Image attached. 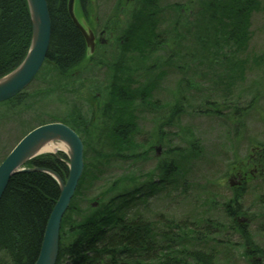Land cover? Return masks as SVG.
Wrapping results in <instances>:
<instances>
[{
  "label": "rangeland",
  "instance_id": "374dc122",
  "mask_svg": "<svg viewBox=\"0 0 264 264\" xmlns=\"http://www.w3.org/2000/svg\"><path fill=\"white\" fill-rule=\"evenodd\" d=\"M207 1L75 0L74 15L84 29L95 38L107 31L95 52L87 48L66 73L44 61L19 101L0 103V163L39 125L60 122L79 134L83 178L63 215L64 243L68 225L118 191L144 184L169 159L180 166L178 184L158 183L143 202L124 207L126 216L204 219L199 225L209 232L193 245L212 253L213 264L259 261L243 252L253 244L264 250V0L243 16L248 25L239 44L221 42L225 35L212 26ZM222 13V22L232 21ZM31 37L32 26L28 49ZM120 87L132 95L118 100L111 89ZM120 125L132 128L124 146L106 136ZM61 155L66 157L42 153L35 159ZM226 204L240 209L239 218L227 215ZM235 227L245 229L253 244L244 247ZM0 258L8 262L5 253Z\"/></svg>",
  "mask_w": 264,
  "mask_h": 264
},
{
  "label": "trees",
  "instance_id": "16d2710c",
  "mask_svg": "<svg viewBox=\"0 0 264 264\" xmlns=\"http://www.w3.org/2000/svg\"><path fill=\"white\" fill-rule=\"evenodd\" d=\"M67 2L68 0H47L51 19V38L45 62L54 64L62 73L68 72L81 62L87 51L85 39L69 18ZM207 2L209 20L211 22L212 19L211 23H214L212 26L218 35L222 32L225 35V40L221 42L239 44L241 38L246 37L248 25L243 16L249 11L257 10L259 0H208ZM220 13L228 19L231 18L232 21L227 24L222 22L218 18ZM30 36L31 22L26 0H0V77L18 66L24 59ZM114 86L115 82L112 84V89ZM112 89L111 94L119 98L118 100H122L120 96L123 94L126 97L127 94L132 95L127 90L124 92L123 87L115 93ZM21 97L22 93L11 100L19 101ZM113 104L114 102L109 101L106 106L111 108ZM131 131L132 128L120 125L109 128L106 136L124 146L128 143ZM259 153L264 161V148L260 149ZM61 159L63 161L60 158L43 156L28 162L26 166L30 169L41 168L52 171L65 182L68 176V167L65 164L67 159L63 155ZM156 167L153 172L147 174L144 184H134L128 190L118 191L108 204L89 210L88 215L80 223L68 225L66 235L69 238L65 243L61 231L65 225L63 216L55 264H213L212 253L194 248L193 245L194 242L203 239L202 234L206 235L209 232L207 226L199 225L204 219L186 216V219L170 220L161 213L157 214L153 221H146L141 216L127 217L123 212L127 204L143 202L144 197L147 198L158 183L168 187V185H177L178 179L182 178L180 166L174 160H162ZM152 175L158 176L159 179L151 181ZM82 178L83 171L75 192L80 187ZM181 183L183 188V182ZM179 191L186 195V190L182 191L180 188ZM58 197V184L44 172L19 173L10 179L0 199V253H5L8 262L0 258V264L35 263L46 223ZM209 201L211 200L208 199ZM224 208L232 219L240 214L237 206L230 209L226 204ZM237 218L239 217H235ZM205 223L212 225L213 222L206 220ZM235 232L239 234L244 247L253 244L249 238L250 234L245 229L235 227ZM253 245L255 247L245 249L243 255L256 256L259 261L254 264H264V250Z\"/></svg>",
  "mask_w": 264,
  "mask_h": 264
},
{
  "label": "water",
  "instance_id": "95a60500",
  "mask_svg": "<svg viewBox=\"0 0 264 264\" xmlns=\"http://www.w3.org/2000/svg\"><path fill=\"white\" fill-rule=\"evenodd\" d=\"M32 37L29 49L18 67L0 78V103L12 99L22 92L34 79L46 60L51 38V19L47 0H26ZM74 0H68L69 18L85 39L87 47L93 51V35L78 22L73 11ZM61 142L68 147L65 154L68 176L65 182L54 172L41 168L25 169V165L40 154H35L41 145ZM58 152L52 153L57 156ZM83 170V144L79 136L69 126L52 122L38 126L28 132L0 163V199L10 181L19 173L39 171L52 177L59 188V197L51 210L45 226L41 247L34 264H55L58 256L60 224L70 200L76 190Z\"/></svg>",
  "mask_w": 264,
  "mask_h": 264
},
{
  "label": "bare ground",
  "instance_id": "6f19581e",
  "mask_svg": "<svg viewBox=\"0 0 264 264\" xmlns=\"http://www.w3.org/2000/svg\"><path fill=\"white\" fill-rule=\"evenodd\" d=\"M25 56H26V54H25ZM17 67L18 66H16L15 69ZM56 151L62 152L65 154L69 153L68 147H66L65 144H63L61 142H55V143L49 142V143L41 145V147L37 151H35V154H42V153H51L52 154V153H56Z\"/></svg>",
  "mask_w": 264,
  "mask_h": 264
},
{
  "label": "flooded vegetation",
  "instance_id": "af4514ba",
  "mask_svg": "<svg viewBox=\"0 0 264 264\" xmlns=\"http://www.w3.org/2000/svg\"><path fill=\"white\" fill-rule=\"evenodd\" d=\"M106 32H107V31H106L105 29L102 30V31H100V32H98V36H97V38L94 39L95 44H96L97 42H102L101 37H102ZM94 52H95V50H94Z\"/></svg>",
  "mask_w": 264,
  "mask_h": 264
}]
</instances>
